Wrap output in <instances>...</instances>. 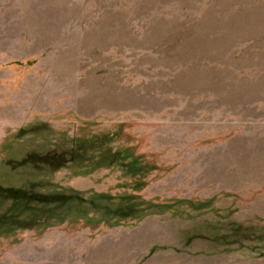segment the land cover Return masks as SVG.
<instances>
[{
	"label": "rangeland",
	"instance_id": "374dc122",
	"mask_svg": "<svg viewBox=\"0 0 264 264\" xmlns=\"http://www.w3.org/2000/svg\"><path fill=\"white\" fill-rule=\"evenodd\" d=\"M0 264H264V0H0Z\"/></svg>",
	"mask_w": 264,
	"mask_h": 264
},
{
	"label": "trees",
	"instance_id": "16d2710c",
	"mask_svg": "<svg viewBox=\"0 0 264 264\" xmlns=\"http://www.w3.org/2000/svg\"><path fill=\"white\" fill-rule=\"evenodd\" d=\"M4 191L7 192L9 194V196H11V197H13L15 199H25L26 198V199H29L31 201L32 200H37V201H40L41 200V199H39L41 197L35 196L34 194L24 193V192H22L20 190H14V189H11V188H6V189H4ZM57 200H60V199H57ZM43 201H46V199L43 200ZM235 230H238L239 231V229L234 228V232H235Z\"/></svg>",
	"mask_w": 264,
	"mask_h": 264
}]
</instances>
